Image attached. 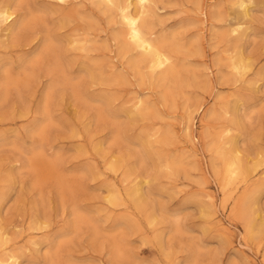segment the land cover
Segmentation results:
<instances>
[{"label": "rangeland", "instance_id": "1", "mask_svg": "<svg viewBox=\"0 0 264 264\" xmlns=\"http://www.w3.org/2000/svg\"><path fill=\"white\" fill-rule=\"evenodd\" d=\"M236 2L154 0L148 21L172 40L174 77L153 79L120 38L118 12L97 0H0L15 18L0 32V258L264 264V0H247L250 17L233 35ZM239 54L245 77L230 68ZM138 98L152 111L143 119ZM151 132L165 141L149 154L140 141ZM233 138L251 174L231 185L216 152L234 150ZM244 195L259 199L253 240L235 214Z\"/></svg>", "mask_w": 264, "mask_h": 264}, {"label": "bare ground", "instance_id": "2", "mask_svg": "<svg viewBox=\"0 0 264 264\" xmlns=\"http://www.w3.org/2000/svg\"><path fill=\"white\" fill-rule=\"evenodd\" d=\"M60 3L65 4L66 0H58ZM92 1V0H91ZM98 3L111 8L112 10H116L119 14L120 17V22L122 23V26L124 28L122 34L120 35V38L124 41V43L127 45V48L130 51H135L138 56L137 59L141 64L145 65L146 69L148 70L149 74L151 75V77H153L154 79V75H159L161 76L162 79H169V78H173L174 77V67L173 65V50H172V40H168L166 39V37L164 36H160V37H155L154 33L151 30L150 27V23L148 21L149 15L153 12H155V8L153 7L154 5V0H97ZM236 7H237V13L235 15H237V19L231 23L230 25V33L234 34H238V32L241 30L243 22L245 21V19H247L248 17H250V7L248 6V2L247 0H236ZM253 1V0H252ZM250 2V1H249ZM253 5V4H251ZM253 9V7H252ZM218 12V11H217ZM204 13V11H203ZM154 14V13H153ZM152 15V14H151ZM150 15V16H151ZM206 17V20L208 19V15L207 13L203 14ZM220 15V13H219ZM232 15V14H231ZM154 16V15H153ZM203 16V18H205ZM218 17V16H217ZM118 18V17H116ZM202 18V19H203ZM219 18V17H218ZM14 13L11 12V8L10 5H2V7H0V32L2 33L3 37H6L8 35L9 32H12V23L14 21ZM115 19V18H114ZM118 20V19H117ZM208 21V20H207ZM206 21V22H207ZM152 25V24H151ZM17 28V27H16ZM222 34V33H221ZM176 35V34H175ZM247 35V34H246ZM222 36V35H221ZM171 37V36H170ZM117 38V37H116ZM172 39V38H171ZM84 40V41H83ZM82 41L85 43L86 39H83ZM90 42V41H89ZM73 43V42H72ZM80 43V42H79ZM123 43V44H124ZM78 44V43H77ZM83 44V43H82ZM88 44V43H87ZM86 44V46H88ZM125 44L123 46H125ZM81 45V44H79ZM122 46V45H121ZM82 47V45L80 46ZM82 48H85V50H87L88 48L83 46ZM87 48V49H86ZM126 48V49H127ZM79 49V47H78ZM125 49V48H124ZM125 49V50H126ZM89 50V49H88ZM123 52V49L122 51ZM122 54V53H121ZM123 54H126L123 53ZM126 56V55H125ZM246 57H244L243 54H239L236 57H232L230 60V68H232V70H234V72H236L237 75L239 76H243L244 74H246V72H248V70L251 68V66L247 63V60L245 59ZM90 61V60H89ZM118 61V60H117ZM134 61V58H133ZM138 61L133 62L135 66L138 65ZM98 63V62H97ZM84 64V63H83ZM95 64V63H94ZM131 64V63H130ZM228 65V64H227ZM86 66V65H85ZM97 66V65H96ZM139 66V65H138ZM91 67V66H90ZM94 67V66H93ZM92 67V68H93ZM100 67V66H97ZM108 68V67H107ZM139 68V67H138ZM94 69V68H93ZM99 69V68H98ZM103 70V68L100 70ZM106 70V69H105ZM141 70V69H139ZM145 70V69H144ZM91 71V69L89 70ZM97 70H95L96 72ZM136 71V70H135ZM143 71V70H142ZM106 72V71H105ZM138 72V71H137ZM91 73V72H90ZM110 73V72H109ZM140 73V72H139ZM145 73V72H144ZM97 75V74H96ZM100 76H102V74H99ZM98 76V75H97ZM248 76V75H247ZM90 77V76H89ZM245 77V76H243ZM242 77V78H243ZM92 78V77H91ZM99 78V77H98ZM176 78V77H175ZM174 78V79H175ZM96 80V79H95ZM100 80V79H99ZM98 80V81H99ZM105 80V79H104ZM117 80V78H116ZM241 80V79H240ZM247 80V77H246ZM90 81V80H89ZM97 81V82H98ZM171 81V79H170ZM156 82V81H155ZM166 82V81H165ZM242 82V81H241ZM255 82V81H254ZM253 82V83H254ZM99 83V82H98ZM97 83V84H98ZM101 83V81H100ZM257 83V82H256ZM254 83V84H256ZM93 84V83H92ZM102 84V83H101ZM251 85V84H250ZM253 85V84H252ZM256 86V85H255ZM254 89V86H253ZM251 90V89H250ZM179 91V90H178ZM256 91V90H255ZM176 93V92H175ZM103 96V94H102ZM99 97V96H98ZM108 99V98H107ZM109 100V99H108ZM110 100L112 102L113 97ZM109 100V101H110ZM110 104V103H109ZM149 103H147L148 105ZM227 104V103H226ZM229 104V103H228ZM236 104V103H235ZM144 101H142L141 99L138 98V101L135 103L134 105V110L136 113H133L137 118H145L148 115H150V113L152 111H150V108L147 106ZM231 107V105H229V108ZM237 107V106H236ZM227 108V107H225ZM228 109V111H230ZM226 109V111H227ZM232 109V108H231ZM132 110V111H134ZM203 110L202 105L197 106L196 112H201ZM235 110V109H234ZM129 111V110H128ZM128 111L126 113H128ZM108 112V110H107ZM111 114L112 112L109 111ZM232 112V111H231ZM240 112V111H239ZM202 113V112H201ZM132 114V113H131ZM233 114V113H232ZM131 117V116H130ZM135 117V118H136ZM129 118V117H128ZM152 118V117H151ZM131 119H133L131 117ZM130 119V120H131ZM150 119V118H149ZM133 121V120H132ZM135 121V120H134ZM144 121V120H142ZM140 122V121H139ZM237 122V121H236ZM134 125V122H133ZM148 131V130H147ZM152 131H154L152 129ZM157 134V132L152 133L151 134H147L146 136V140L144 141H140V144L142 143V145L144 146L145 150L149 152V154H151V152L155 151L156 148V143H160L165 141L164 138H159L157 142H152L151 138L153 136H155ZM145 136V135H144ZM139 137V136H138ZM194 137V136H193ZM221 138V137H220ZM140 139V138H139ZM195 139V138H194ZM228 140V139H227ZM138 141V140H137ZM225 141V140H224ZM196 142V141H195ZM223 142V141H222ZM229 142V141H226ZM229 144V143H227ZM230 144L232 145L234 150H227V149H219L220 152L217 153V156H219V159L222 162V170L220 173H218L219 175H221V177L223 179H225V181L227 180L229 184H233L238 178L243 177L246 178L245 176H247V173L251 174V171H247L244 163L242 161V157L240 158V151L238 148H236V142L234 141V138L230 141ZM229 144V145H230ZM141 146V145H140ZM142 146V147H143ZM218 147V146H217ZM216 147V148H217ZM97 148V147H96ZM215 150V149H213ZM143 151V150H142ZM158 152V151H157ZM214 152V151H213ZM160 153V152H158ZM155 154V152H154ZM156 155V154H155ZM202 155V154H201ZM148 156V155H147ZM158 157V156H157ZM215 157V156H214ZM156 158V157H155ZM217 159V158H216ZM151 160V158H150ZM244 160V159H243ZM257 161V160H256ZM264 161V160H263ZM115 162V161H114ZM179 160L175 157L171 158V160L168 161V168L173 169L175 168L178 164H179ZM219 162V161H218ZM154 163V162H153ZM258 165L260 164V162H257ZM254 167H249L250 168H255V163ZM123 166V165H122ZM212 168H214V164L212 163ZM261 166V165H259ZM109 167V166H108ZM179 167V166H178ZM177 167V168H178ZM110 168L113 171H118L120 168V164L117 163H113L111 162L110 164ZM163 168V167H161ZM179 170V169H178ZM214 170V169H213ZM254 172L258 171L257 169H253ZM166 172V171H165ZM171 172V171H169ZM253 172V171H252ZM255 172V173H256ZM254 173V174H255ZM263 173V172H262ZM159 174V173H158ZM168 174V173H167ZM174 176V175H172ZM249 176V174H248ZM157 179V178H156ZM174 179V178H173ZM248 179V178H247ZM250 180V179H248ZM247 180V182H248ZM238 181V180H237ZM149 183V182H148ZM226 183V182H225ZM246 184V182H245ZM10 185V184H9ZM117 187V186H116ZM134 187V186H133ZM236 188V187H235ZM262 188V187H261ZM260 188V189H261ZM115 189V188H114ZM118 189V188H117ZM116 189V190H117ZM135 189V187L133 188ZM264 189V187H263ZM114 190L115 192L112 193L111 198H110V202L114 205L118 204L119 199L121 198V195H123L122 193L118 192ZM144 190V189H143ZM145 191V190H144ZM143 191V192H144ZM132 192V191H129ZM138 190H134L132 193H129V195H138ZM235 192V191H234ZM110 193V192H109ZM127 195V193L125 194V196ZM209 195V194H208ZM249 195V194H248ZM145 196V195H144ZM136 197V196H135ZM134 198V197H133ZM132 199V198H131ZM130 200V199H129ZM133 200V199H132ZM108 201V200H107ZM259 202L258 197H249L247 195L242 196V198L239 199L238 203L235 206V214L236 216L245 219L246 220V225H245V238L247 240H253L254 238V229L256 227V221L254 220L252 213L250 212L251 209V204L253 205L255 203V205H257ZM136 207L141 209L144 206V202L143 200H141L140 198L136 197ZM203 205V204H202ZM201 205V206H202ZM121 206V204L119 205ZM204 206V205H203ZM144 208V207H143ZM142 208V209H143ZM138 209V210H139ZM262 211V209H261ZM260 214V212H258ZM257 213V214H258ZM253 214H256L253 211ZM257 216V215H256ZM245 217V218H244ZM255 217V215H254ZM259 217V216H258ZM261 217V214H260ZM152 219V218H151ZM260 220V219H259ZM262 220V218H261ZM230 223V222H229ZM136 225V224H134ZM264 223L260 224L259 227H263ZM1 227V226H0ZM132 227V226H131ZM37 229V228H36ZM98 232V231H97ZM96 232V233H97ZM259 233V232H258ZM6 235L3 234L2 232V228H0V241L4 240ZM245 241V240H243ZM247 244V243H246ZM4 245V244H3ZM243 254V252H242ZM19 257L21 258L22 256H16L15 254H9L6 255L3 258H0V264H20L21 260L19 259ZM20 260V262H19Z\"/></svg>", "mask_w": 264, "mask_h": 264}]
</instances>
